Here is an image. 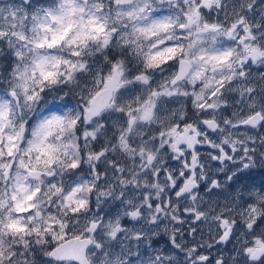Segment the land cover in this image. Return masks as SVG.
<instances>
[{
    "label": "snow or ice",
    "instance_id": "snow-or-ice-1",
    "mask_svg": "<svg viewBox=\"0 0 264 264\" xmlns=\"http://www.w3.org/2000/svg\"><path fill=\"white\" fill-rule=\"evenodd\" d=\"M0 264H264V0H0Z\"/></svg>",
    "mask_w": 264,
    "mask_h": 264
}]
</instances>
